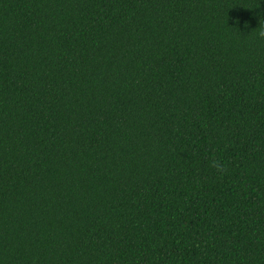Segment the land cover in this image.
Segmentation results:
<instances>
[{"label": "trees", "instance_id": "trees-1", "mask_svg": "<svg viewBox=\"0 0 264 264\" xmlns=\"http://www.w3.org/2000/svg\"><path fill=\"white\" fill-rule=\"evenodd\" d=\"M264 0H0V264H264Z\"/></svg>", "mask_w": 264, "mask_h": 264}, {"label": "clouds", "instance_id": "clouds-1", "mask_svg": "<svg viewBox=\"0 0 264 264\" xmlns=\"http://www.w3.org/2000/svg\"><path fill=\"white\" fill-rule=\"evenodd\" d=\"M260 35H261V36H264V32H261Z\"/></svg>", "mask_w": 264, "mask_h": 264}]
</instances>
